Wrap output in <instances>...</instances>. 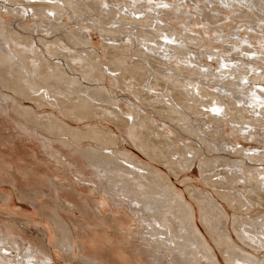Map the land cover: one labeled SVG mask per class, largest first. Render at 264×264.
<instances>
[{
    "label": "bare ground",
    "instance_id": "1",
    "mask_svg": "<svg viewBox=\"0 0 264 264\" xmlns=\"http://www.w3.org/2000/svg\"><path fill=\"white\" fill-rule=\"evenodd\" d=\"M30 1L0 2L4 8L3 12L0 11V119L8 123L12 133L17 136L26 135L34 147L29 154L27 153L28 158L23 163H12V160L0 155V167L6 163L12 165L3 168L8 169L10 175L7 177L0 175V184L5 183L18 188L24 199L38 204L39 207L42 206L41 215L47 216L55 227L59 237L56 243L60 245L62 249L60 251L67 255V260L73 262L77 252L80 257L78 264H221L214 249L217 248L227 264H264V203L259 202L262 210L251 217L252 219L244 221L245 225H249L248 229L240 224L242 230H239L238 243H235L226 227L223 208L217 207L214 202L212 205L198 196L202 191L187 190L189 198L187 199L166 172L147 162L140 154L127 150L126 141L123 139L125 146L120 144L118 132L112 125L106 127L108 123L105 122L106 125L103 123L108 121L118 128L121 127L123 134L133 142L134 147L136 146L135 149L138 148L150 160L163 165L171 175L176 176L183 170L187 171L194 161L202 171H205L213 164L225 161L228 151L223 147L221 152H225V155L217 153L209 155L207 146L214 151L215 144L222 137L220 132L223 127L219 119H214L213 125H209L208 120L203 117H211V113H214L211 109L216 107L222 110L220 111L222 116H230L229 120L239 118L247 125H251L257 120L256 114L261 113L255 110L260 103L252 99V94L248 97L250 100H246L247 108L244 110L248 113H250L248 110L251 111V115L247 116L242 113L243 108L236 109L233 102L224 99L221 94L200 89L201 84L195 82L193 78L186 80L188 88L184 85V89H178L180 73H196L210 80V77L215 78L228 70L214 73L209 70L213 69L209 66L207 73L204 69L180 66L175 67V72L179 75L164 71L167 67L162 68L160 64L169 62L172 56L178 59L177 54H184L185 50L182 45L156 41L155 34L160 30L158 26L151 31L135 30H138V35L142 34L143 41H150L156 45L154 47L146 45L147 50L155 49L154 55L157 53V47L164 46L167 52L164 57H170L169 60L159 59L152 62L150 58L155 56L145 53L140 48L134 55L141 60L134 61L131 59L130 46L116 43H103L100 54L92 47L91 40L85 37L86 31H82L80 26L86 22L88 14H98L100 8L110 12L108 18H111L109 23L111 25L102 27L101 33L112 42L119 39L115 38L116 36L112 37L115 35L113 33L118 31L119 23H129L132 27L139 28L140 21L133 16L131 18L129 14L118 19L117 14L112 12V7H105L107 5L105 0H52L51 3L49 0L41 3L36 2L37 0H34V3ZM206 1L212 4V0ZM237 1L244 3L246 6L244 9L247 8L237 15L239 20L242 19L249 25L253 24L254 27H258L257 21L264 23V0ZM228 4L231 3L226 1L225 6H229ZM68 9L71 10V13H68V20L74 18V21L67 22L69 24L63 22V25L57 24L55 21L61 20ZM13 12L16 13L15 23L8 24L4 15H12ZM49 12L53 13V16L48 15ZM33 17L38 20H33ZM22 18L32 24L21 22ZM212 18L217 20L219 17L212 14ZM144 19L147 20V16L141 20ZM171 32L176 36L175 40L180 39L185 43L195 41L192 43L198 45L196 38L182 34L177 28L172 27ZM160 35L169 37L163 32H160ZM85 46L88 47L84 48ZM209 53L225 58L220 52ZM234 56L239 55L233 54L231 58H235ZM239 60L242 63L246 62L242 61L243 58ZM202 65L207 66L205 63ZM198 66L201 67L200 64ZM157 75H160V78ZM220 81L221 78L217 77V82ZM108 82L111 86L123 83L135 87L132 91L137 96L135 98H138L143 106L150 108L149 114L163 116L172 124L173 129H170V133L155 129L156 137H150L153 132L147 123L154 122L156 127H159L160 123L147 117V112L140 115L138 111H134L135 114L124 111L121 102L112 98ZM234 83L238 85L237 82ZM190 85L194 90L190 89ZM213 86H217V90L228 91L229 95L231 94L224 85ZM234 89H237V97L243 99L245 92L239 87ZM254 95L259 93L254 92ZM207 98L211 103L208 104ZM200 106L205 107V110H200L198 108ZM190 109L199 114L193 119L197 122L196 126L189 120ZM200 123L206 127L202 129ZM146 129L150 131L146 132ZM187 130H190L188 134L194 137L196 145H187L181 139L180 134ZM218 146L222 147L219 144ZM187 153H190V157ZM247 156L256 160L260 157ZM242 161L231 166L244 168L246 165ZM22 167L26 169L27 174L37 178V187H28L23 178H15L14 175H17L19 168L22 171ZM64 167L67 171L63 170ZM54 171L61 174L74 172L77 179H63L54 174ZM233 173L225 180L232 183L230 189L234 193L227 191L223 194L229 197L230 201L236 202L233 205L244 207V211L248 213L251 203L240 201L244 198L246 200L245 188L242 187L244 190L242 193L238 190L241 186L236 182L242 179L245 184L246 182L256 184L257 191H260L257 194L264 200V179H261L264 175L260 176V172L257 176L254 174L246 176L242 171ZM222 178L211 181L209 186H220ZM81 192L85 197L80 196ZM91 196L100 197L110 209V214L113 210L106 199L110 200L113 206L119 207H116L115 211L117 216L111 217L108 221L113 223V228L120 237L125 238L122 240L128 243L129 252H125L115 243L104 245L100 252L92 241L85 238L83 234L85 229L80 231L78 225L70 228L65 224L63 213L79 211L91 214L84 198L89 200L92 208L94 206L100 210V202ZM248 203L249 206L246 205ZM195 206L203 231L196 221ZM128 213L133 214L134 218ZM130 221L135 222L137 226L134 232L128 229L132 225L129 224ZM43 237L41 233L33 238L24 236L19 227L2 224L0 264H47L52 261V253L46 246L47 231H43Z\"/></svg>",
    "mask_w": 264,
    "mask_h": 264
},
{
    "label": "rangeland",
    "instance_id": "2",
    "mask_svg": "<svg viewBox=\"0 0 264 264\" xmlns=\"http://www.w3.org/2000/svg\"><path fill=\"white\" fill-rule=\"evenodd\" d=\"M32 1L34 3V0H31L30 3H32ZM43 1L45 2L46 0H37L36 2L41 3ZM107 1L110 3H107ZM226 1H229L231 4H228L229 6H225ZM105 2L107 6H109L110 8L112 7V12H114L115 15L117 14L118 19H120L122 16L127 17L126 15L129 14L131 18L133 16L134 19H140V21L138 23L139 28L138 27L134 28L129 23H128L129 25L126 23L123 24V22L122 24L119 23L117 25L119 27L118 31H115L113 33L115 35L112 36V37L116 36L115 38L117 39L119 38V39L118 41L112 42L110 41V39L107 38V36H102L101 33L102 27H109V25H111L109 24L111 18H108L110 12L108 13V11L106 12L100 8L98 9L100 11L98 14H93V13L88 14L86 16V20H85L86 22L81 23L80 26L82 27V31H86L87 35L85 37L91 40L93 45L92 47L96 48L97 52H100V54L102 53L103 43H112V44L116 43L122 46L125 45L130 46L131 59L134 61L141 60L139 57L134 55V53L140 50V48L145 53L155 56V58L154 57L150 58V61L152 62H156L159 59L169 60L170 57L168 58L164 57L165 54L167 53L164 46L160 45L159 47H157L156 48L157 53H155L154 55L155 49L147 50L146 45L149 47L150 46L154 47L156 45L152 44L150 41H143L141 38L142 34L140 33L141 35L140 34L138 35L137 33L138 30L142 32L149 30L151 31V29H153L155 26H158L160 27V30H157L155 34L156 41H159L160 43H166L163 40V36L162 35L159 36L160 32H163L165 35L166 34L169 35L170 39L175 41L174 43H170V44L182 45V47L185 50L184 54L183 53L177 54L178 59H175L172 55H170L172 57L169 62L167 61L163 64H160V67L162 68L167 67L164 68V71L166 70L169 71L170 73H175V75H179V73L175 72L176 71L175 67H180V66L181 67L183 66V68H186L187 66L188 69H197V70L204 69V72H207L206 70H208L211 67L213 69H209V70H212L214 73L220 72L221 70L223 71H225L226 69L228 70V72L226 73L222 72L220 76L218 74L215 78L210 77L209 78L210 80H207V78H204L205 76L198 75L196 73L195 74L180 73L179 76L180 86H178L180 88L177 87L178 89H184L185 87L184 85H186V87L188 88L186 80L193 78L195 82L201 84L200 89L212 91L213 93H217L219 95L221 94L222 97H224V99L231 100L234 104L233 106L236 109L243 108L242 113L246 114L247 116L251 115L250 114L251 111L248 110L250 112L248 113L244 109L247 108L246 100H250V98H248L250 94H252L251 95L252 99L260 103L259 106L255 108V110H259L261 111V113L260 115L259 113L256 114L257 120H255L251 125L250 124L247 125L243 119H239V118H236L237 120L234 119V121L230 119L232 120L230 123L229 120L230 116L228 117V115L226 116L223 115L224 116L223 117L220 113L219 114L211 113L210 110H207L211 113L210 115L211 117L209 118L203 117V118L205 120H208L209 125H213V123L215 122L214 119H219L222 122L223 133L220 132L222 137L219 138L217 141V143L222 147L220 148V146H218V144L216 143L214 146V151L211 150L209 146H207L206 150L208 151L210 156L216 153L223 156L225 155L224 154L225 152L224 153L221 152L222 151L221 149L225 148V150L228 151V156L226 155L225 161L218 162V164L215 163L209 168V170L206 169L205 171H202L198 163L194 161V163L190 166V168L187 171L183 170L181 171V173L177 174L176 176L171 175L168 172V170L160 163L158 164L150 160L147 156H145V154L141 153V151L138 148L135 149L136 146L134 147L133 142L129 138H127L126 135L123 134L121 127L118 128L108 121H103L105 125L108 123L107 124L108 126L106 127H110V125H112V127L118 132L119 141L122 146H125L123 142L124 139L126 141V146H128L127 150L140 154V156L143 157L147 162L156 165L161 171L166 172L167 176L174 182L173 184L184 193L187 199H189L187 196V190L189 189L198 190L200 192L202 191V194H199L198 196L205 199L207 202H209L212 205L214 202L217 207L223 208V211L226 215V227L228 229L229 235L232 236L235 243L236 242L238 243L237 236L239 234V230L240 231L242 230L240 224L243 225V227L245 228L247 227L246 229H248L249 225H245L244 221L245 220L248 221L249 218L255 216L258 211L262 210L259 202L264 203V200H261L259 198V195L257 194L259 191V190L257 191V185L254 183L252 184L251 182H246L245 184L242 181V179H239V181L236 183L239 186H241V188L239 187L238 190L241 191L242 193L244 191L243 188H245L244 197H246V200L244 198L240 201H243L242 203H246V201L251 203V205L250 203L246 204L247 206L250 205L248 207L249 208L248 213L244 211V207H240L237 204L233 205V203L236 202L230 201V198L227 196L225 197V195L223 194L227 191H230V193H234L230 189L232 183L226 181L231 177V174H234L233 172L239 173L242 171L243 175L245 174L246 176L247 174H254L255 176H257L258 172L261 173L260 176L264 175V158H260V157H264V29H262L264 28V23L257 21L256 25L258 27H254L253 24L249 25L245 21H242V19L239 20L237 15L239 13H242V10H245L247 8L244 9L245 6L244 3L242 4V2H240L241 3L240 4L237 0H212V4L208 3L206 0H179V1L152 0V3H149V0H105ZM161 3L167 4L168 7L167 8L157 7V5ZM236 3L239 4V6ZM99 5L103 6L101 4ZM11 6L14 7V5ZM3 10L4 8H2L0 4V11L3 12ZM70 11L71 10L68 9L67 12L64 13V17H62V19L60 18L61 20L58 19L59 21L56 20L55 22L57 24L59 23L63 25V23L74 21V18L68 20V13H71ZM134 11L137 12L133 14L132 12ZM39 13L40 12H38V14ZM42 13H44V11ZM15 14L16 13L13 12L12 15L11 14L4 15V17L7 19L8 24L15 23V16H16ZM212 14L218 15L219 18L217 20H214L212 18ZM146 16H147V20L146 19H144V21L141 20ZM149 18H151V20H148ZM154 18H156V20ZM89 19L91 21L87 22V20ZM33 20L37 21L38 19L33 17ZM28 21L29 20L27 19H23V18L21 19V22L27 23ZM30 23L31 22H28V24ZM120 25H124V26H120ZM73 26L76 27V24H74ZM172 27L180 30L182 34L185 33L187 35L192 36V38H196L197 39L196 42L198 41L197 42L198 45L196 46L195 44L192 43L195 41H190V42L187 41L185 43L180 39L175 40L177 38L171 32ZM135 29L138 30L136 31ZM87 47L88 46H85L84 48ZM245 48L252 51H247ZM209 50L211 52L215 51L218 54L220 52V54L225 55L224 56L225 58L222 59L218 57V55H213V53L212 54L209 53L210 52ZM162 51H165V53L163 54ZM253 51L256 53H254ZM233 54H238L239 56H234L235 58H231ZM242 58H243L242 61H246L245 63H242L241 60H239ZM102 59L105 61V58L103 56ZM204 63L207 64L208 67L202 65ZM198 64H200L201 67H199ZM221 64L225 65V67H221ZM103 67L105 68V65ZM168 68H172V70ZM230 71L231 73H229ZM157 77L160 78V75H157ZM182 77H183V81H182L183 83L181 82ZM217 77L219 79L221 78L222 82L221 81L217 82ZM234 82H237L238 85ZM213 84L224 85L225 88H228L231 94L229 95L228 91L222 92L223 90H217L216 89L217 86L212 87ZM108 85L111 87L110 93L112 98L121 102L119 103L121 104L124 111L126 110L127 112H132V113H134V111L136 112L138 111L140 115H143L147 112L146 114L147 117L153 118L156 120V122L160 123L159 127L154 126L155 125L154 122L147 123L148 126H150L149 129L152 130L153 132V133L150 132L152 133V135L150 134V137H154V136L156 137L155 129H159L160 132L163 131L166 134L167 133L169 134L170 129H173L172 124L168 123L166 118H164L163 116L156 115L153 113L149 114V112H151L149 111L150 108L143 106L139 102L138 98H135L137 96L132 92L135 89V87H133L130 84L127 85L123 83L120 84L117 83L114 86H111V84L108 82ZM164 87H166V84ZM238 87L239 89L241 88L242 91L245 92V96L243 97V99L237 97V89L234 88H238ZM190 89L194 90L192 89L191 85H190ZM254 92H258L259 95H254ZM237 100L240 102H238ZM188 103H192V101H188ZM209 103H211V101H209L208 104ZM130 104H132L133 107ZM198 108L200 110H205V107L200 106ZM188 115H189V120H192L191 121L192 124L196 126L197 122L194 121L193 119L195 117H198L199 114L193 111V109H190ZM7 124L8 123L6 121L0 119V155H2L5 159L8 158L10 161L12 160V163L13 162L23 163L24 161L27 160L28 154L34 149V147L32 146L31 142L29 141L26 135L17 136L16 134L11 132L12 130L8 127L9 125ZM161 124L163 126H161ZM200 125L202 126V129L206 127V125H203L201 123ZM149 131L146 129V132ZM189 132L190 130H187L186 132L183 131V133L180 134L181 139L184 142H186L187 145H196V142H194L193 140L194 137L189 135L188 134ZM224 144H226L227 146H224ZM182 149H184V147ZM189 155L190 153L189 154L187 153L188 157H190ZM247 155H256L260 157H258L259 159L256 160V158L250 159V156ZM241 161L244 162V164L246 165L244 168L231 166L233 163L241 162ZM59 166L62 167L61 165ZM9 167H12V165L9 163H6L0 167V173H1L0 175L2 177H7L8 175H10L8 169H3ZM21 169L22 171L20 170V168L18 169V172H16L17 175H14L16 176L15 178L18 177L23 178L24 182L28 187H32V186L37 187L38 186L37 178H35V176H31L27 174L25 172L26 171L25 168L22 167ZM63 170L67 171V168L64 167ZM54 172H55L54 174H56L57 176L63 179H67V180L77 179L74 172L72 174L68 172L66 173L67 175L65 173L64 174L63 173L61 174L60 172L57 173V171ZM216 172L218 174H216ZM222 177H224V179ZM221 178L223 179L222 180L223 182L220 183V186L218 185L209 186V183L211 181L218 180ZM232 182L235 183L234 180H232ZM15 183L16 185H18L16 181ZM13 187L14 186L5 183L0 184V221H1L0 226H2V224H10L15 227H19L23 231L24 236H29L32 238L38 233H41V236L43 237V231H47V239H48L47 241L49 243L47 242L46 246L47 249L50 250V252L52 253V259H53L52 261H49L47 264H68V263L75 264V262L78 264L80 257L77 254V252L75 254L76 259L73 260V262L72 261L69 262V260H67L68 258L67 255L63 253V251H60L62 249L60 248V245L59 244L57 245L56 243V240L59 238L58 234L56 232L55 227H53V224L48 219V217L41 215L42 206L39 207L38 204H34L24 199V195H22V193L20 192L21 190ZM16 190L19 192H17ZM249 191H250V195H249ZM45 192L47 193V191ZM80 196H84V193L81 192ZM91 197L95 199L97 198L96 201L98 203L100 202L99 203L100 210L98 211L94 206L92 208L89 200L87 198H84V200H86V204H88V208L91 214L80 213L79 211L78 212L72 211L69 214L68 212L66 214L63 213L64 217L63 216L62 217L65 224L68 225L70 228L72 226L78 225L77 227L80 226L79 228L80 231H84L85 229V232L83 233L85 238H88L89 241H92V243H94V245L98 247L100 252L103 250L104 245L106 244L112 245L113 243L119 245L121 249L125 250V252H129L128 243L123 241L125 240V238H121L118 232L116 231V229L113 228L112 225L113 223L111 224V222L108 221V219H110L111 217L115 215L117 216V213L115 211L119 207L113 206L112 202L106 199L107 204L110 206L111 210H113L111 211L112 214H110L109 213L110 209L103 201L100 200V197H96V196H91ZM33 205L36 207L34 208ZM195 208H196V221L199 224L201 230L203 231V227L200 224L197 207L195 206ZM44 212H46V210H44ZM84 214L85 216H83ZM129 216L130 217L132 216V218H134L133 214H130ZM76 219L80 223H78ZM84 222L86 226L89 227L88 229L85 228L86 226H84L85 225ZM130 223L132 225L129 226L128 229L132 230L133 232L136 231L137 226L135 225V222L132 223L130 221L129 224ZM95 227L97 229H95ZM87 232L91 234H88ZM207 237L209 236L207 235ZM42 239L45 240L44 237ZM214 249L217 252V257L219 259V262L221 264H227L223 260L224 258L219 252V250L217 248ZM119 255L120 253L118 254V256ZM36 256L37 258H39L38 255Z\"/></svg>",
    "mask_w": 264,
    "mask_h": 264
},
{
    "label": "snow or ice",
    "instance_id": "3",
    "mask_svg": "<svg viewBox=\"0 0 264 264\" xmlns=\"http://www.w3.org/2000/svg\"><path fill=\"white\" fill-rule=\"evenodd\" d=\"M49 2L51 3L52 0H49ZM149 3H152V0H149ZM105 7H107V5H105ZM157 7H164V8H167L168 5H167V4H163V3H161V4H158ZM48 15H53V13L49 12ZM163 40H164L166 43H174V42H175L174 40L170 39V38L167 37V36H164V37H163ZM221 67H225V65L221 64ZM211 111H213V112L216 113V114H219L220 111H221V109L216 108V107H213V108L211 109ZM261 179H264V177H261Z\"/></svg>",
    "mask_w": 264,
    "mask_h": 264
}]
</instances>
